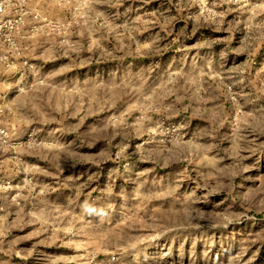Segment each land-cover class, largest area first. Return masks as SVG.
Here are the masks:
<instances>
[{
	"label": "rangeland",
	"instance_id": "374dc122",
	"mask_svg": "<svg viewBox=\"0 0 264 264\" xmlns=\"http://www.w3.org/2000/svg\"><path fill=\"white\" fill-rule=\"evenodd\" d=\"M0 264H264V0H0Z\"/></svg>",
	"mask_w": 264,
	"mask_h": 264
},
{
	"label": "built area",
	"instance_id": "2783aa9c",
	"mask_svg": "<svg viewBox=\"0 0 264 264\" xmlns=\"http://www.w3.org/2000/svg\"><path fill=\"white\" fill-rule=\"evenodd\" d=\"M4 39L7 40V43L6 44L9 46L8 47L9 49H13L14 51L17 49L13 37L10 39V38H7L6 35H5Z\"/></svg>",
	"mask_w": 264,
	"mask_h": 264
}]
</instances>
